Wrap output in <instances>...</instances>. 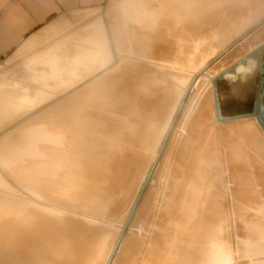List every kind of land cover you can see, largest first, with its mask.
<instances>
[{
    "label": "bare ground",
    "instance_id": "1",
    "mask_svg": "<svg viewBox=\"0 0 264 264\" xmlns=\"http://www.w3.org/2000/svg\"><path fill=\"white\" fill-rule=\"evenodd\" d=\"M71 14L0 66V264H264V0Z\"/></svg>",
    "mask_w": 264,
    "mask_h": 264
},
{
    "label": "crops",
    "instance_id": "2",
    "mask_svg": "<svg viewBox=\"0 0 264 264\" xmlns=\"http://www.w3.org/2000/svg\"><path fill=\"white\" fill-rule=\"evenodd\" d=\"M101 3L102 0H0V66L23 63L39 49H47L55 25L69 20L74 11Z\"/></svg>",
    "mask_w": 264,
    "mask_h": 264
},
{
    "label": "rangeland",
    "instance_id": "3",
    "mask_svg": "<svg viewBox=\"0 0 264 264\" xmlns=\"http://www.w3.org/2000/svg\"><path fill=\"white\" fill-rule=\"evenodd\" d=\"M103 5V4H102ZM73 14H70L69 15V20H65L64 22H63V24H57V25H55L57 28H58V31L57 32H60L61 31V29H63L67 24H71V20H72V16ZM74 21V20H73ZM70 22V23H69ZM257 28H259V27H257ZM56 31L55 32H52V36L54 35V34H56L57 33ZM252 32H254V31H252ZM252 32H250L251 34H252ZM250 33H248L247 34V36L244 38V39H246V38H248L249 37V35H251ZM243 40V39H242ZM241 40V41H242ZM240 41V42H241ZM235 47V45L234 46H232V47H230L229 49H228V51H230V49L232 50L233 48ZM225 55V54H224ZM224 55H222V56H220V57H217L216 59H214L212 62H211V64L209 65V67H212V66H214L215 64H217V61H219ZM40 58H42V57H40ZM213 64V65H212ZM18 75H20V74H18ZM25 75V74H24Z\"/></svg>",
    "mask_w": 264,
    "mask_h": 264
}]
</instances>
